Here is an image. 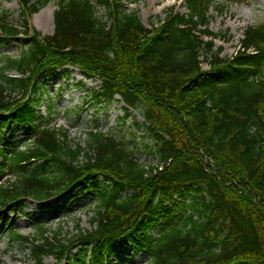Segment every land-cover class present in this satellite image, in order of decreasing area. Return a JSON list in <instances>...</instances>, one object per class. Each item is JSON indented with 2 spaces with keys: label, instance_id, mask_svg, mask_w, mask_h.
I'll return each instance as SVG.
<instances>
[{
  "label": "trees",
  "instance_id": "trees-1",
  "mask_svg": "<svg viewBox=\"0 0 264 264\" xmlns=\"http://www.w3.org/2000/svg\"><path fill=\"white\" fill-rule=\"evenodd\" d=\"M51 1L17 0L21 26L0 15V46L24 47L1 66L0 122L27 127L31 139L9 150L0 138V175L15 179L0 185V213L78 191L94 213L88 232L76 229L79 262L67 238L55 245L41 226L31 239L3 222L10 243L29 245L35 264H108L120 242L149 264H264V26L248 27L222 59L207 29L213 0H183L186 13L169 8L153 29L123 0H57L53 35L30 33L28 17ZM66 66L100 82L94 104L120 101L127 118L139 116L143 152L158 166L138 162L134 140L91 131L82 148L42 123L45 80ZM16 91L28 97L15 102Z\"/></svg>",
  "mask_w": 264,
  "mask_h": 264
},
{
  "label": "rangeland",
  "instance_id": "rangeland-1",
  "mask_svg": "<svg viewBox=\"0 0 264 264\" xmlns=\"http://www.w3.org/2000/svg\"><path fill=\"white\" fill-rule=\"evenodd\" d=\"M35 0H31L33 3ZM124 7L129 12L137 13L142 24L153 29L165 18L169 8L175 12L186 13L182 1L172 0H123ZM214 7L209 10L208 31L217 35L213 41L214 51L219 52V57L229 59L240 49L241 40L248 27L264 26V0H213ZM57 10V0L51 1L42 7L38 13L30 14L27 23L30 33L37 32L42 37H50L54 33V13ZM46 12L49 23L40 17ZM6 14L7 20L13 25L21 26V8L17 0H0V15ZM107 12L101 8L98 17H106ZM108 25H111L108 21ZM201 30V29H200ZM203 30V29H202ZM208 41V39L205 38ZM24 47L12 41L8 45L0 46V72L3 60L6 57L19 58ZM202 68L207 70L209 65L201 58ZM9 78H22L16 71L4 73ZM100 87L96 79L88 78L78 68L66 66L56 71V76L45 80V88L41 91L42 101L39 109L44 117L43 121L50 128L64 130L69 134L71 145H80L85 148L88 144V134L100 131L107 136L123 138L124 142L134 140L138 144L135 151L138 162L145 168L158 166V161L148 157L142 149V131L135 129L136 123L141 119L135 112L129 110L127 118L123 109L124 103L96 105L92 101L93 93ZM16 101L28 97L27 91H16L11 94ZM118 99V97H116ZM27 127L17 125H3L0 122V138L3 145L9 150L16 148L24 150L31 144ZM135 148V147H133ZM14 176L0 175V185H6ZM93 199L84 192L78 191L76 195L67 194L57 203L39 204L33 201L26 202L23 207L10 211L4 209L0 214V264H35L29 251V245L20 243L11 244L5 233V225H11L20 235L31 239H39V226L46 229L45 237L53 244L69 240L66 249L74 262L83 259L79 255L77 226L88 232L91 229L90 219L93 217ZM42 264H55V258L50 256L43 259ZM108 264H149L141 252L134 251L127 243L120 242L114 247V253L108 258Z\"/></svg>",
  "mask_w": 264,
  "mask_h": 264
},
{
  "label": "bare ground",
  "instance_id": "bare-ground-1",
  "mask_svg": "<svg viewBox=\"0 0 264 264\" xmlns=\"http://www.w3.org/2000/svg\"><path fill=\"white\" fill-rule=\"evenodd\" d=\"M40 17L44 20V22L49 23L50 18L47 17V14L45 11L41 13Z\"/></svg>",
  "mask_w": 264,
  "mask_h": 264
}]
</instances>
